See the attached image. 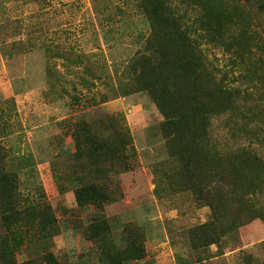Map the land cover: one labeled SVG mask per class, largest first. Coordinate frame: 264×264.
<instances>
[{
    "label": "rangeland",
    "instance_id": "374dc122",
    "mask_svg": "<svg viewBox=\"0 0 264 264\" xmlns=\"http://www.w3.org/2000/svg\"><path fill=\"white\" fill-rule=\"evenodd\" d=\"M242 9L249 32L257 33L262 45L264 0H251ZM236 27L237 33L241 27ZM148 31L135 0H0V120L6 123L0 144L6 170L17 173L24 205L48 204L55 215L48 228L27 225V238L15 253L18 263L44 264L41 258L50 252L58 264H99L83 235L96 211L76 205L70 178L78 167L71 133L80 121L102 138L122 129L132 139V150L107 178L121 196L104 210L119 249L125 248V226L142 229L145 258L128 264H197L201 257L191 250L188 230L206 222L209 210L196 205L189 193L156 194L155 170L168 159L159 132L163 118L147 94L126 95L119 89L126 82V65L142 51ZM252 51L259 72L245 82L243 70L234 69L231 81L241 92L237 115L229 127L223 124L228 116L214 118L213 139L232 142L231 127L241 125L248 108L264 109L259 84L264 83V50ZM205 55L222 73L231 69L221 49H207ZM263 117L249 124L250 136L234 134L241 147L262 146ZM218 253L215 245L209 247L203 264H244L247 255L264 262V220L240 227L235 243Z\"/></svg>",
    "mask_w": 264,
    "mask_h": 264
},
{
    "label": "trees",
    "instance_id": "16d2710c",
    "mask_svg": "<svg viewBox=\"0 0 264 264\" xmlns=\"http://www.w3.org/2000/svg\"><path fill=\"white\" fill-rule=\"evenodd\" d=\"M135 2L149 31L142 51L127 63L126 82L119 89L126 95L147 94L163 118L159 132L168 159L155 170L156 194L189 193L196 205L209 210L206 222L188 230L191 250L201 255L196 263L203 264L209 247L215 245L222 255L237 240L240 227L256 219L264 220V158L258 155H264V138L259 142L262 146L254 150L251 145L241 147L234 136L237 132L250 136L247 127L263 116L264 109L256 105L258 110L253 112L248 108L250 112L242 115L241 125L231 127L232 142L222 136L212 138L214 118L228 116L223 124L229 127L237 115L234 113L241 92L231 81L234 69L243 70V81H252L259 72L252 50L263 51L264 42L261 45L257 33L249 32V22L243 14L242 7L250 5L251 0ZM236 25L241 27L237 33ZM207 49H221L228 55L231 69L222 73L207 59ZM259 84L264 87L261 81ZM263 120L260 118L264 125ZM5 125L0 120V130ZM258 131L262 133V129ZM252 136L256 138L255 133ZM71 137L74 165L78 166L70 176L75 185V203L96 211L83 231L84 239L94 247L99 264L143 260L146 252L142 229L125 226V248L119 249L104 214L105 208L121 196L118 186L113 190L107 178L132 150L131 137L127 131L114 129L110 137L102 138L85 121L74 126ZM6 157L0 144V223L4 228L0 264H36L18 263L15 253L27 238V225L36 223L42 229L48 228L55 223V215L48 204L24 205L18 175L6 170ZM244 257V264H264L249 255ZM41 260L44 264H58L50 252Z\"/></svg>",
    "mask_w": 264,
    "mask_h": 264
}]
</instances>
